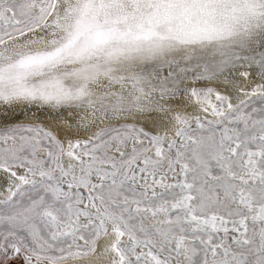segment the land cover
Returning <instances> with one entry per match:
<instances>
[{
    "label": "snow or ice",
    "instance_id": "1",
    "mask_svg": "<svg viewBox=\"0 0 264 264\" xmlns=\"http://www.w3.org/2000/svg\"><path fill=\"white\" fill-rule=\"evenodd\" d=\"M17 262L264 264V0H0Z\"/></svg>",
    "mask_w": 264,
    "mask_h": 264
},
{
    "label": "bare ground",
    "instance_id": "2",
    "mask_svg": "<svg viewBox=\"0 0 264 264\" xmlns=\"http://www.w3.org/2000/svg\"><path fill=\"white\" fill-rule=\"evenodd\" d=\"M256 82H259V81L257 80ZM253 86H254V84H252V83H249V84L246 85V87H249V88L253 87ZM218 87L220 88L221 91L224 90L222 85H218ZM177 103H179L182 106V102H177ZM194 112H195V107H192V108L188 109L187 111H185L184 114L190 116V115L194 114ZM149 130L150 131H154V129H149Z\"/></svg>",
    "mask_w": 264,
    "mask_h": 264
},
{
    "label": "rangeland",
    "instance_id": "3",
    "mask_svg": "<svg viewBox=\"0 0 264 264\" xmlns=\"http://www.w3.org/2000/svg\"><path fill=\"white\" fill-rule=\"evenodd\" d=\"M17 264H19V262H17Z\"/></svg>",
    "mask_w": 264,
    "mask_h": 264
}]
</instances>
